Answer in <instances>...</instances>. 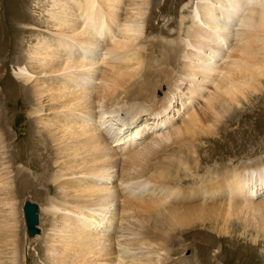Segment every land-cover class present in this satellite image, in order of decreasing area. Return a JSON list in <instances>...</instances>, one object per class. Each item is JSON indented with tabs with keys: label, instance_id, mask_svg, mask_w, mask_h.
<instances>
[{
	"label": "bare ground",
	"instance_id": "6f19581e",
	"mask_svg": "<svg viewBox=\"0 0 264 264\" xmlns=\"http://www.w3.org/2000/svg\"><path fill=\"white\" fill-rule=\"evenodd\" d=\"M46 1L49 23L35 28L17 27L9 32L5 42L14 34L15 52L11 49L12 57L6 58L18 68L16 79L10 84L15 99L18 101L17 92L22 88L24 106L38 126L36 136L48 144L42 147L46 163L41 168L46 172L55 169L49 177L43 171L45 174L38 173L36 178L39 183L45 180L49 188L45 210L54 217L51 231L43 236L42 231H27L31 242L44 239L49 261L46 264H186L169 263L172 246L180 244L174 233L193 227L200 218L204 223L230 215L246 225L253 222L264 231V161H259L257 165L261 166L253 170L248 164L223 172L217 168L214 176L208 170V178L184 187L182 181L174 179L181 178L176 176L179 171L175 168L182 165L189 172L194 167H190L193 162L188 161L189 157H183L184 152L173 151L164 158L155 156L158 160L154 162V158L152 162L146 155L153 148L151 142L143 151L136 149L138 137L148 134L150 125L154 133L156 127L160 130L162 125L173 123L182 108L188 103L193 105L200 96L205 98L203 110L209 114L206 130L210 132L233 105L264 92V0L192 1L190 14L181 18L180 31L183 32L184 24L188 26L185 37L178 34L176 38L182 44V71L175 78L177 73L170 66L175 56L170 57L168 64L166 55L162 66L157 65L162 79H175L173 89L159 100L155 92L161 81L153 79L156 70L146 73L144 69L158 61L151 52L154 46L161 48L160 57L167 53L161 39L150 42L147 38L150 31L156 30L153 19L163 6L159 0ZM42 29L48 30L49 36L41 35ZM18 34L24 35L25 42L34 43L29 51L23 41H18ZM163 42L171 47L173 41ZM5 44H0L2 54ZM168 50L170 56L178 55L176 48ZM222 57L225 59L221 63ZM7 61L2 60L0 69L7 68ZM184 87L187 91H183ZM5 88L6 85L3 92ZM203 89L209 90L208 96H204ZM179 90L185 94L177 93ZM176 101L180 107L173 106ZM144 113L145 122L139 117ZM200 116L191 112L189 121L176 129L174 137L183 132L198 135L199 126L201 131L205 129ZM2 117L0 150L9 137ZM172 135L169 132L151 139L158 145L164 139L172 140ZM115 147L121 149L123 156ZM189 152L196 153L192 145ZM117 161L125 162L119 173L114 165ZM74 167L78 168L73 170ZM21 172L13 186H27V179H20L25 174ZM118 176L123 199L119 196L121 205L115 211L114 193L118 190L112 184ZM53 185L56 196L51 194ZM10 187L9 192L4 190L9 197L14 192L11 184ZM16 212L9 208L2 219L0 235L6 234L0 237V264H27L19 259L22 250L18 236L22 235ZM127 213L130 219H125ZM120 218L129 222L133 219L138 229L131 232L135 238L130 244L123 240L126 235L116 237L109 233ZM149 221L153 226L144 228ZM130 245L143 250L142 255H133Z\"/></svg>",
	"mask_w": 264,
	"mask_h": 264
},
{
	"label": "rangeland",
	"instance_id": "374dc122",
	"mask_svg": "<svg viewBox=\"0 0 264 264\" xmlns=\"http://www.w3.org/2000/svg\"><path fill=\"white\" fill-rule=\"evenodd\" d=\"M159 1L163 6L161 7V13L157 14V16L153 19V24L156 26V30H152L153 32L150 31L147 38L149 37L150 42H152L153 39L155 40V38L159 42L162 41L161 44L163 43V47L166 48L165 50L167 53L162 54L163 56L160 57L159 50L161 48L158 46L156 47L154 46L151 52L152 51L154 52L158 61L157 63H153L151 67H144V69H146V73H149L152 70H156L155 71L156 77L154 75L153 76L154 78L153 77L152 78L154 80L158 79L159 82L161 81L160 82L161 86H158L157 91L155 92V95L159 94L157 100L163 99L165 94L169 93L170 90L173 89L171 86L175 81V79H172L171 82H167V80L165 81V79H162L163 77L161 75H158V72L161 71L160 70L158 71L159 66L157 65L160 64L162 66L161 60L164 61L165 56L168 55V64H169L171 61L170 57L173 58L175 56V58H173L172 65L170 64V66H173L175 72L177 73L175 75V78H177V75L180 74L179 72L182 71V69L180 68L181 61L179 58L182 49V44L179 42V39L177 41L176 38L178 34H181L183 37H185V31L188 30V26L184 24L182 29L183 32L180 31L181 18L183 14H188V15L190 14V11L192 10L193 7L191 5H193L194 0H168V1L159 0ZM47 3L48 2L46 0H0V44L2 45L5 44V42L8 39L7 35L9 36V32L12 30H16L17 27L35 28L33 26L39 25L40 23L48 24L49 20L45 10L48 7ZM32 28H31L30 36L32 34ZM39 33H41V35L47 36L48 30L42 29V31H40ZM168 33H172L169 35L174 38H171L168 35ZM18 37H19L18 41L19 40L23 41L22 44H24V48L26 51H29L32 45H34V43L30 40L25 42V39L23 38L24 37L23 34H18ZM163 40L164 41L168 40V42L169 40L173 41L171 47L176 48L178 52L177 56L174 54L173 56H170V52L168 48L171 47L170 45L167 47L163 42ZM15 44H16V39L14 40V34H13L12 38L8 40V43L5 44L6 46L3 49V52L5 54H2V52H0V57H1L0 66L4 61H7L6 57L9 58L12 57L13 54L12 55L10 54V50L12 49V51L15 52L13 50V46ZM23 54H25V52ZM225 56L226 55H224V57ZM224 57H222V59L219 62L222 63L223 60L225 59ZM155 64L156 66H154ZM17 70H18L17 64L12 63V61L8 62L7 68L5 70L0 69V83H1L0 84V119L3 116L2 117L4 121L3 125L5 127L7 126L6 128L8 129L9 132L8 133L9 137L7 138V142L5 143L4 149L0 150V219L2 223L0 224V227L3 226L4 222L2 221V219L4 218L5 215L8 214L7 212L9 211V208H14L17 211L16 220H17L18 229L20 230L19 234L20 236L22 235L21 238L18 236L20 240L19 242H21L19 244L21 245V250H22L19 253L20 254L19 259L22 258L20 260L21 263H24L25 261V263L27 264H46L49 263V261L47 260L46 257L47 253L45 249L46 246L43 241L44 239L40 238L34 241L31 239L32 240L31 242L30 238L27 236V231L29 232V227L27 220L25 223L26 217L24 213V207L27 202H31L38 206L37 214H38V218H40V224L37 225H39L40 227L37 226L39 232H36L35 234H39L42 231V234L40 236H43L44 233L47 234L49 231H51L54 217L52 216V214L48 213L47 210H45V207L47 208L48 206L47 197L49 196L48 195L49 188L47 184H45L44 182L45 180H42L43 182L42 184V182L39 183V180L37 181L36 179L38 173L40 175L43 171H45L43 168H41V166L46 163V161L42 159L43 157L42 153L44 151L42 147H46L48 144H44L43 142H41L42 138L36 136L37 134L36 129L38 128V126L35 120L30 118L31 116L29 114L30 111L29 108L24 106L25 100L23 93L21 92L22 88H20V90L17 92L18 101L15 99L14 89H11L12 87H10V84L12 79L13 80L16 79L15 77ZM102 71H100L97 74H100ZM3 74H7V76L4 77L2 76ZM18 82L20 83L19 86L21 87L22 82H20L19 79ZM100 82L101 81L99 80L96 81V83L98 84ZM142 83H144V81H142ZM263 84H264V79H263ZM5 85H6L5 88L6 90H4L5 92H3L2 90ZM199 90L201 91V89ZM203 90H204L203 92L204 96H208L209 90L208 91L206 89ZM211 90H214V88L211 87ZM183 91H187L185 87ZM177 93H182V90H179V92ZM263 93L264 92L258 94L256 93L254 94L251 100L242 99L239 105H233L231 107V110L228 113H226L227 115L225 114L223 117H221L217 125L214 128H212L210 132L206 130L208 128L207 115L209 114L203 110V105L205 104V98L200 96L199 98H196L198 100L194 102L193 105L188 103V105L182 108V111L179 114H177L178 119L173 121V123L162 125L160 127L162 129L160 130H158L159 126L156 127L157 129H155L154 133L151 132L150 129L151 125H150L149 133L141 137H138L139 143L136 149L143 151L146 149L145 146L151 142L153 148L151 151H149L150 153L147 152L146 155L148 158H150V160L152 159V162L154 161V158H155L154 162H157L158 159L156 157L164 158L173 151L184 152L182 153L183 157L185 156L186 157L185 159L187 160H188L187 157H189L188 161H190V163L193 162L191 164L189 163L190 167L192 165L194 166L190 168L191 172L189 170L190 172L189 173L187 168L180 165L181 167L179 166V168L178 167L175 168L176 170L178 169L177 172L179 171L177 175H176V170L174 169L175 172L174 174L178 177L180 175V177L182 178V179L181 178L178 179L176 177L174 179L176 181L179 180L178 182L182 181L184 187H188V186L192 187L194 183L200 182V180L208 178L210 176L208 174L212 172H213L212 176H214L215 175L214 172L217 168L221 169L223 172L225 170L226 171L229 170L230 168H234L235 166L237 168L248 164L250 167H252V170L256 169L259 166H261V165H257L260 164L258 162L264 161V94ZM182 94L185 93L183 92ZM195 96L196 95H194V97ZM176 97L178 98V96ZM173 106L177 108L178 106L180 107L181 105L176 101V103ZM191 112H194L197 116L201 115L200 117L202 118V122L205 123L203 126L205 129L201 131L199 126L196 129L198 135L193 136L183 132L178 137H174L176 129L183 128L185 126L184 123L185 122L187 123L189 121L191 117ZM121 114H125V112H121ZM145 116H146L145 113L139 115V117H141L140 121L145 122V118H146ZM169 132H172L173 133L172 136L174 137L170 141L164 139L157 145L151 139V138H155L157 135L160 136L161 138L162 134ZM2 133H4L3 130L0 132V134ZM190 145L194 147V151H196V153L192 154L191 152H189ZM36 148L38 149L36 150ZM115 148L117 149L118 155L123 156L121 153L122 152L121 149L118 147ZM48 155L50 156V152H48ZM197 160L199 161L198 163ZM48 163L50 164L51 161L49 160ZM124 163L125 162H120V161L114 163L118 173H119V169L121 170L122 168H125ZM195 164H197V166ZM50 165L53 167L52 164ZM262 165L264 166V164ZM77 168L78 167H74L73 170H76ZM193 168L195 169L193 170ZM208 170L209 172L211 170V172L209 173ZM21 171L25 174H22V177L20 179H22L24 182L27 179L26 180L27 181L26 183H28L27 186L22 187L20 185H17L16 183H15L16 185L14 184L15 186H13V180L17 178L18 175H21L20 174ZM54 171L55 169L52 170L51 172L45 171L47 173L46 176L49 177V175L54 173ZM45 172H43V174H45ZM193 172H198V173L194 175ZM190 174H193L194 176L193 175L190 176ZM132 177L133 176H131L130 178L132 179ZM119 180L120 179L118 176V179L115 180L112 184V186L115 185L114 188L117 189L118 192L121 191L120 193H118L117 191H115L114 193L117 196L113 204V209L115 211H117L118 207H120L121 205V204L119 205V200L123 199V197H121L120 195L122 194V188L118 189V185H117L120 182ZM133 181H135V178ZM10 184L12 185L14 192H12L13 195L9 197L7 194H5V191L9 192L8 189L11 188ZM54 188L55 187L53 185L51 194L53 196H56V192H55L56 188L55 189ZM119 196L121 199L119 198ZM128 198L132 199L133 197L129 196ZM2 200H6L7 205L6 202L4 203L2 202ZM177 201L178 200H176L175 202ZM135 208H139V210L141 209L140 206L138 205H135ZM39 212H40V217H39ZM142 214L145 216L148 215L147 212H144ZM125 215H127L126 216L127 218L125 219L128 218L130 219L129 213ZM213 220H211L210 222L207 220L208 222L205 221L203 223L200 222L202 221V218H200L199 222H197V224L194 225L193 227L187 230H185V228L184 229L180 228L179 231H176L174 235L177 238L176 240H180V244L172 246L171 248L172 257H171V262L169 261V263L182 262L186 264H264V231L262 229L256 227L255 224H253V222H251V224L249 225H246L245 223L243 224L240 220H236L234 217L230 215L220 216L219 218L214 217ZM147 223L145 222V224L143 225L144 228L145 227L147 228V226L148 228H150V226H153L152 222L149 221V224L151 223L150 225ZM136 228L137 227L134 224L133 219L132 221L129 222L127 220H123L122 218H120L116 224L115 230L109 231V233L114 234L116 237L126 235V237L123 238V240L128 244H130L133 242V239L135 238V235L131 234V232L133 230H138ZM4 233L5 232H3L0 235L1 238L6 234ZM120 239L122 240V237ZM31 243H33L32 249L30 245ZM130 247L131 249H134V251L133 250L131 251L134 252L133 255L136 256L137 253H140L142 255L141 252L143 250H138L136 248H133L134 246L132 245H130ZM26 254L29 258L27 262H26ZM153 255L154 257H157V254H153Z\"/></svg>",
	"mask_w": 264,
	"mask_h": 264
},
{
	"label": "water",
	"instance_id": "95a60500",
	"mask_svg": "<svg viewBox=\"0 0 264 264\" xmlns=\"http://www.w3.org/2000/svg\"><path fill=\"white\" fill-rule=\"evenodd\" d=\"M38 206L31 202H27L24 207L25 217L28 223L29 232L35 234L38 231L37 224L39 222L38 218ZM36 226V227H35Z\"/></svg>",
	"mask_w": 264,
	"mask_h": 264
}]
</instances>
